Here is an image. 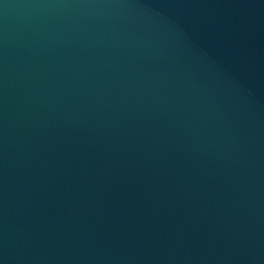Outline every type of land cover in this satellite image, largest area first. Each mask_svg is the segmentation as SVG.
Instances as JSON below:
<instances>
[{"label":"water","instance_id":"1","mask_svg":"<svg viewBox=\"0 0 264 264\" xmlns=\"http://www.w3.org/2000/svg\"><path fill=\"white\" fill-rule=\"evenodd\" d=\"M0 264H264V0H0Z\"/></svg>","mask_w":264,"mask_h":264}]
</instances>
